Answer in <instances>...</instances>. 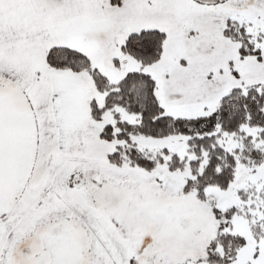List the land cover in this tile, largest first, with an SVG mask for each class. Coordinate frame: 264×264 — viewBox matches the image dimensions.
Wrapping results in <instances>:
<instances>
[{"label":"snow or ice","instance_id":"6c2138e0","mask_svg":"<svg viewBox=\"0 0 264 264\" xmlns=\"http://www.w3.org/2000/svg\"><path fill=\"white\" fill-rule=\"evenodd\" d=\"M0 264H264V0H0Z\"/></svg>","mask_w":264,"mask_h":264}]
</instances>
